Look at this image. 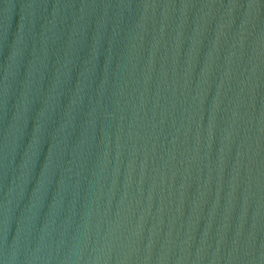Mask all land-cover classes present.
<instances>
[{
	"label": "water",
	"instance_id": "obj_1",
	"mask_svg": "<svg viewBox=\"0 0 264 264\" xmlns=\"http://www.w3.org/2000/svg\"><path fill=\"white\" fill-rule=\"evenodd\" d=\"M0 264H264V0H0Z\"/></svg>",
	"mask_w": 264,
	"mask_h": 264
}]
</instances>
